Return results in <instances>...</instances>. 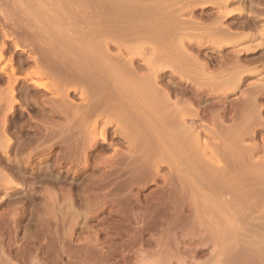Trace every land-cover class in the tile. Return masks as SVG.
Listing matches in <instances>:
<instances>
[{"label": "rangeland", "instance_id": "1", "mask_svg": "<svg viewBox=\"0 0 264 264\" xmlns=\"http://www.w3.org/2000/svg\"><path fill=\"white\" fill-rule=\"evenodd\" d=\"M182 4L175 8L182 22L208 24L225 10L214 4L185 10ZM228 4L246 10L225 17L223 24L254 36L216 48L210 38L199 45L203 37L192 28L159 34L132 30L140 21L158 20L160 7L124 0H0V264H253L252 251L246 250L253 240L264 253V0ZM183 33L192 34L184 36L185 47L201 63L197 70L185 65L184 71L167 63L160 83L173 100L199 108L198 117L190 112L185 122L196 124L202 144L194 150L190 142L182 148L168 139L160 142L158 136L166 138L170 130L159 127L142 129L136 147L117 122L105 124L103 107L93 111L91 102L98 98L84 94V82L74 80L81 61L74 54H130L144 73L165 58L157 56L159 50L173 54L178 44L172 41ZM157 41L165 43L163 49ZM235 54L255 72L246 73L233 91L222 93L224 87L196 72L203 62L209 71H219ZM43 65L47 74H36ZM257 86L263 91L256 93ZM250 112L263 123L255 119L245 126ZM238 122L246 128L240 129L243 140L230 130ZM154 148L157 154L146 156ZM230 165L235 179L227 186L216 177L219 168Z\"/></svg>", "mask_w": 264, "mask_h": 264}, {"label": "bare ground", "instance_id": "2", "mask_svg": "<svg viewBox=\"0 0 264 264\" xmlns=\"http://www.w3.org/2000/svg\"><path fill=\"white\" fill-rule=\"evenodd\" d=\"M29 1V0H28ZM60 1V0H59ZM125 2H129L131 4H133L135 7H141L142 8L145 6L148 9H152V8H158L160 7V11L161 13L158 11L156 12L157 15H159V19L158 20H151V21H140V22H144V23H137L135 24V29H132L133 31H138V32H144V34L146 32L148 33H153L154 32H163V33H167V32H173L175 31L177 28L186 30L187 28H191L192 29H196L199 32H196V34H199L198 36L203 37V38H199L200 40L198 41L199 45H204L205 42H210L209 40L213 41V45L216 48H221L223 46L232 44L234 45V43L238 42V40L240 39H246V38H253L254 34L251 32L248 33H244L242 35L239 34L238 31L233 30L230 26H227L225 24H223V19L227 16H232L233 14H237V13H244V11L246 9L244 8H238V9H228L227 6L229 5V1L230 0H124ZM120 2V1H119ZM183 3V4H182ZM70 4V3H69ZM122 4V3H121ZM183 5V9H192L193 7H207L210 5H218L220 7H225V10L222 12H220L218 15L214 16L213 19L211 20L212 22H207L208 24H204V22H200V20L198 21L197 19H191V21L189 22H182L180 21V19L178 20L177 18V14H176V7L178 5ZM121 6V5H120ZM61 8V7H60ZM146 8V9H147ZM174 8V10L172 9ZM227 8V9H226ZM141 9V8H139ZM159 9V8H158ZM163 9V10H162ZM165 9H167V11H164ZM168 9H170L168 11ZM154 10V9H153ZM157 10V9H156ZM149 11V10H148ZM188 11V10H187ZM151 13L153 12H149V14L151 15ZM92 14V13H91ZM130 14V13H129ZM143 14V13H142ZM141 14V15H142ZM153 14V17L154 15ZM179 14V13H178ZM140 15V16H141ZM69 16V15H68ZM86 16V14H85ZM143 16V15H142ZM152 16V15H151ZM180 16V15H179ZM67 18V17H66ZM130 18V17H129ZM152 18V17H151ZM68 19V18H67ZM146 19V18H145ZM143 20V19H142ZM147 20V19H146ZM82 21V20H81ZM84 21V20H83ZM88 22V21H87ZM146 22V23H145ZM86 23V22H85ZM206 23V22H205ZM95 25V24H94ZM132 27V26H130ZM184 27V28H183ZM69 28V27H68ZM99 28V27H98ZM61 29V28H60ZM65 29V28H64ZM68 30V29H67ZM126 30V29H125ZM86 31V30H85ZM93 31V30H92ZM178 31V30H177ZM185 31V32H190ZM194 31V30H193ZM54 32V31H53ZM81 32V31H80ZM124 32V31H123ZM134 32V33H136ZM263 35H264V28L262 29V31H260ZM66 33V32H65ZM99 33V32H98ZM104 33V32H103ZM147 33V34H148ZM259 33V32H258ZM91 34V32H90ZM89 34V35H90ZM107 34V33H106ZM137 34V33H136ZM151 34V35H153ZM157 34V35H158ZM177 34V33H176ZM134 35V34H133ZM192 38V34H184L183 36H180L178 38V35H175V39H177L176 41H172L173 43H175V45H177L175 47V45H173L175 47V50H173V54H167L165 51V56H163V52L165 49H163L162 46H164V42L163 44H161L160 42H158L159 44H161V48L163 49V51L161 52V50L158 51L157 54V50H155L157 56H161V57H165L163 59V61L159 60V63L156 64L155 66H151L149 65V69L148 71L141 73L138 66L135 65V61H134V56L133 55H124L123 53H118L116 55H112L111 53H109L108 50L103 51V55L100 56L99 58H97V56H92V57H86L87 55H89L88 51L90 52V50H82V53H76L74 55L79 56V58H81L80 60V64H78V71L75 73L74 75V80H76V82H84L83 84L86 86V88L82 89V92L84 94H92L94 97L98 98V100H94L95 104L93 105V111H96V109H98L99 107H103L102 111L105 115V117H107V122L105 124H110L112 122H117L122 128H124L123 133L125 132V134L128 137L132 136V140L131 138H129L132 141V144L134 146H138L141 143V139H140V134L142 132V129H145L147 131L148 130H153L155 128H159V127H163L162 130H170L168 133H166L169 138H167L168 136H166V138H164L162 135L158 136L157 140H159L160 142L165 141L167 142V139L169 140V143L171 142L172 144H175V146L177 147V145L181 148L184 146V141L186 143H191L192 144V148L195 150L197 148V144L200 143V132L198 131V127H196L195 123H191L188 124V122L186 123L185 120L186 117H191V114L193 117H198L199 115V108H196L195 106L192 105V103L187 102L185 104V100L183 99V103L182 100L180 98H176L177 100H173L170 90L167 88V86L162 85L160 82L162 80H164V77L166 75V65H168L167 63H176L175 68L177 66H179L180 68L178 69H182V71H184L183 67L185 65H192L194 67V69L197 68V66L199 65L198 63H201L200 59L189 53V51H187V48L185 47L187 42L186 39L184 38V36L187 39ZM240 35V36H239ZM54 36V35H53ZM95 36V35H94ZM98 36V35H97ZM124 36V35H123ZM122 36V37H123ZM257 36V35H256ZM259 36V35H258ZM147 37V36H146ZM153 37V36H152ZM79 38V37H78ZM103 38V36H102ZM134 38V37H133ZM148 39H150V37H147ZM174 38V37H173ZM172 38V39H173ZM206 38V40H205ZM207 38L209 40H207ZM88 40V39H87ZM103 40V39H102ZM104 41V40H103ZM102 41V42H103ZM134 41V40H132ZM142 41V39L140 40ZM137 42V41H136ZM177 42V43H176ZM191 42V41H189ZM58 43V42H57ZM146 43V42H145ZM157 43V44H158ZM170 43V42H169ZM186 43V44H185ZM235 43V44H236ZM69 44V43H68ZM137 44V43H136ZM141 44V43H140ZM158 44V45H159ZM172 44V43H171ZM207 44V43H206ZM106 45V44H104ZM131 45V43H130ZM262 44H258L257 46H251L248 48H244V51H252L254 49H256L258 46H261ZM69 46V45H68ZM133 46V45H132ZM172 46V45H171ZM263 46V45H262ZM130 47V46H129ZM159 46L154 47L158 48ZM202 47V46H201ZM57 48V47H56ZM62 48V47H61ZM74 48V47H73ZM89 48V47H88ZM177 48V49H176ZM68 49V48H67ZM63 50V48H62ZM168 51V50H167ZM171 51V50H170ZM96 52V51H94ZM94 52L92 53V55H94ZM54 53V52H53ZM70 53V52H69ZM188 53V54H187ZM240 53H243L240 52ZM239 53V54H240ZM142 54V52H141ZM155 54V53H154ZM239 54H235V56H232L230 58L225 59L222 64H220V70L216 72L213 71H209L208 69V63L203 62L202 63V70L199 69V71H196L198 75H200L201 77H206L205 81L208 78V80H213L216 83H213L215 86L216 84L221 85V87H224L222 90V93H227L229 91H233L236 89V87L238 88V86L240 85L241 82H243L246 78V73L247 74H252L251 72H255L254 71V67L252 69V67H247V65L245 64L244 68L241 64L240 61V56ZM244 54V53H243ZM56 55V54H55ZM136 55V53H135ZM167 55V56H166ZM189 55V56H188ZM54 56V55H53ZM66 56V55H65ZM86 57V58H84ZM147 57V56H146ZM191 59H190V58ZM0 58H2V56H0ZM49 58V57H48ZM77 58V57H76ZM83 58V59H82ZM189 58V59H188ZM225 58V57H224ZM64 59V58H63ZM154 59V58H153ZM156 59V58H155ZM202 59V58H201ZM49 60V59H48ZM149 60V59H148ZM190 60L191 62L189 63L188 61ZM73 61V60H72ZM79 61V60H78ZM161 61V62H160ZM252 61V60H251ZM60 62V61H59ZM250 62V61H249ZM38 63V62H37ZM146 63V62H145ZM173 63V64H174ZM186 63V64H184ZM147 64V63H146ZM150 64V63H149ZM172 64V65H173ZM251 64V63H250ZM39 65V64H38ZM41 65V64H40ZM45 65H43V67L39 66L38 70L35 71L36 74L38 75H46L47 74V68L44 67ZM61 66V65H60ZM80 66V67H79ZM211 66V65H210ZM68 67V66H67ZM172 67V66H171ZM219 67V66H218ZM172 69L174 72L176 69ZM187 68V67H186ZM5 69V68H4ZM3 69V70H4ZM77 69V68H76ZM188 69V68H187ZM186 69V71H187ZM190 71L192 70L191 67L189 68ZM217 69V68H216ZM197 70V69H196ZM212 70V69H211ZM15 71V69L13 68V72ZM144 71V70H143ZM209 71V72H208ZM257 71V70H256ZM10 73V72H9ZM74 73V72H73ZM178 73V72H177ZM193 73V72H192ZM60 74V73H59ZM183 74V73H182ZM182 74H180V76H182ZM197 74H193V76L197 75ZM249 74V75H250ZM188 77V76H187ZM186 77V79H187ZM48 78V77H47ZM69 78V77H68ZM200 78V77H199ZM54 79V78H53ZM55 80V79H54ZM58 80V79H57ZM69 80V79H68ZM201 80V78L199 79V81ZM10 81V80H9ZM12 81V80H11ZM53 81V80H52ZM65 81V80H64ZM203 81V80H202ZM204 81V82H205ZM75 82V81H74ZM204 82H201V85L204 84ZM51 83V82H50ZM57 83V82H56ZM60 83V82H58ZM57 83V84H58ZM210 83V82H209ZM56 84V85H57ZM79 84V83H78ZM205 84L207 85V83L205 82ZM259 85H263L262 83H257ZM77 85V84H76ZM212 83L209 84V86H211ZM46 87V85H43ZM205 86V85H204ZM217 86V88H218ZM261 86H257L255 87V92L256 91H263V88ZM50 87V86H49ZM64 87V86H63ZM203 87V86H202ZM69 88V87H68ZM83 88V87H82ZM172 88V87H171ZM204 88V87H203ZM62 89V88H61ZM59 90V89H58ZM220 90V87L219 89ZM253 90V93H254ZM218 92V91H217ZM221 92V90L219 91ZM252 92V91H251ZM64 93V92H63ZM258 93V92H256ZM175 96V95H174ZM178 97V96H176ZM102 98V99H101ZM185 101V102H184ZM250 104L254 107H256V99H254V97H252V99L249 100ZM180 103V105H178ZM193 106V108H192ZM250 106V105H249ZM191 108L193 109L191 111ZM196 108V109H195ZM246 108V107H245ZM261 108V107H260ZM248 109V108H247ZM100 110V109H99ZM246 110V109H244ZM256 110V109H255ZM254 112H257L255 111ZM258 110V109H257ZM101 111V112H102ZM253 111V109H252ZM91 112V111H90ZM191 112V114H190ZM246 112V111H245ZM249 112V111H248ZM93 113V112H92ZM102 113V114H103ZM83 114V113H82ZM190 114V115H189ZM244 114V113H243ZM249 113L246 114L245 118H243L245 121L247 120V122H245V126L247 125L246 123H248L249 121H254L255 119H257V121L260 122V119L258 120V115H256V113L250 114ZM81 115V114H80ZM90 115V114H88ZM189 115V116H187ZM256 115V116H255ZM234 116V115H233ZM253 117H255L253 119ZM257 117V118H256ZM169 118L170 121L168 120ZM237 118V117H236ZM90 119V118H89ZM98 119V118H97ZM169 122H168V121ZM106 121V120H105ZM214 121V120H212ZM255 122V121H254ZM252 122V123H254ZM97 123V121L95 122V124ZM240 124V122H238ZM238 123H235L232 127L234 128V130H232V128L230 129L232 132V134L234 135L235 139H239L241 140L243 138L242 134L240 133V129H242L244 127V123H241L243 126L238 125ZM261 123V122H260ZM263 123V122H262ZM261 123V124H262ZM215 124V123H213ZM255 124V123H254ZM259 124V123H258ZM264 124V123H263ZM262 124V126H264ZM249 126V123H248ZM247 126V128H248ZM216 127V126H215ZM242 127V128H241ZM104 128V127H103ZM219 128V127H218ZM221 128V127H220ZM245 128V127H244ZM167 129V130H166ZM226 129V128H225ZM246 129V128H245ZM200 130V129H199ZM208 130V129H207ZM212 130V129H211ZM103 131V130H102ZM105 131V130H104ZM201 131V130H200ZM216 131V130H215ZM227 131V130H226ZM229 134V137L233 136L231 134ZM144 132V130H143ZM163 132V131H162ZM221 133L223 131H220ZM242 132H245L244 130ZM250 132V131H248ZM146 133V132H145ZM218 133V132H216ZM96 134V133H95ZM94 134V135H95ZM164 133V135H166ZM214 134V132H213ZM130 135V136H129ZM216 134H214L215 136ZM244 135V134H243ZM101 136L103 137V139L106 140V135L105 132L101 133ZM142 136H144L142 134ZM226 136V135H224ZM219 137V136H218ZM221 138V136H220ZM226 138V137H225ZM93 140V139H92ZM144 140V139H143ZM188 140V141H187ZM231 140V139H230ZM243 140V139H242ZM149 141V140H148ZM235 141V140H231ZM174 142V143H173ZM230 142V143H231ZM234 143V142H232ZM231 143V144H232ZM236 143V142H235ZM235 143L233 144L234 146H238L235 145ZM149 144V143H148ZM202 144V143H200ZM204 146V145H202ZM232 146V147H234ZM258 146V145H257ZM139 147V146H138ZM178 147V148H179ZM255 147V146H254ZM135 148V147H134ZM144 148V147H143ZM204 148V147H203ZM221 148V147H220ZM219 148V149H220ZM231 148V147H230ZM237 148V147H235ZM235 148H233L235 150ZM152 149V148H151ZM155 149V148H154ZM255 150L257 148H254ZM149 150V149H148ZM157 149L153 150L154 153H150L151 150L148 151V153H146V156H152L157 154ZM193 151V150H192ZM214 151V150H213ZM221 151V150H220ZM226 151V150H225ZM190 152V151H189ZM254 152V151H253ZM135 153V152H134ZM145 153V152H144ZM219 153V152H218ZM242 153V152H241ZM148 154V155H147ZM218 156L217 153H215ZM221 154V153H220ZM227 154V153H226ZM243 154V153H242ZM161 155V153H160ZM214 155V153H213ZM213 155L211 157H213ZM245 156V154H243ZM255 155V154H254ZM222 156V154H221ZM220 156V157H221ZM149 157V159H150ZM214 157L216 158V156L214 155ZM197 158V157H196ZM204 158V157H203ZM157 160V159H156ZM161 160V159H160ZM204 160V159H203ZM212 160V159H209ZM228 161V160H227ZM252 161V159H251ZM205 162V161H204ZM225 162V161H224ZM256 162V161H254ZM259 162V161H258ZM262 162V161H261ZM156 163V162H155ZM154 163V164H155ZM183 163V162H182ZM197 163V162H196ZM230 163V162H229ZM211 164V163H210ZM215 164H217L215 162ZM197 165V164H196ZM200 165V164H198ZM218 165V164H217ZM217 165H215L216 167H218ZM229 165V164H228ZM236 165V164H235ZM247 165V164H246ZM142 166V165H141ZM140 166V167H141ZM157 166V165H155ZM211 166V165H209ZM181 168V167H180ZM123 169V168H122ZM180 171V170H179ZM238 171V170H237ZM155 172V171H154ZM231 165L229 166H225L224 168H219L217 171V180L222 184L227 182L229 185V182L232 179V175H231ZM238 173V172H237ZM248 173V172H247ZM259 173V172H258ZM152 174V173H151ZM234 174V173H233ZM250 174V173H249ZM124 175V174H123ZM153 175V174H152ZM192 175V174H191ZM204 176V175H203ZM244 176V175H243ZM205 177V176H204ZM241 178V177H239ZM235 179V178H233ZM232 179V181H233ZM190 181V180H189ZM194 181V180H193ZM192 182V181H191ZM218 183V182H217ZM227 183H225L227 185ZM235 183V182H234ZM237 183V182H236ZM255 183V182H254ZM227 185V186H228ZM249 185V184H248ZM211 186V185H210ZM181 188L184 191L185 188V183L182 181V185ZM225 187V186H224ZM234 188V187H233ZM186 189V188H185ZM231 189V188H230ZM209 191V190H208ZM220 192V191H219ZM217 195V194H215ZM220 195V194H219ZM238 195V194H237ZM233 196V195H232ZM218 197V195H217ZM230 197V196H229ZM221 198V197H220ZM195 201V200H194ZM231 201L230 200H226V204L231 205ZM209 204V203H207ZM200 205V204H199ZM219 205V204H218ZM260 205V204H259ZM197 206V205H196ZM217 207V206H216ZM207 208V207H206ZM195 209V208H194ZM198 209V208H197ZM219 209V208H218ZM238 209V208H237ZM259 209V208H258ZM76 210V209H75ZM200 212V211H199ZM224 212V211H223ZM243 213V212H242ZM201 215V214H200ZM199 216V215H198ZM231 219V218H229ZM203 220V219H202ZM242 220V219H241ZM195 221V220H194ZM203 223V222H202ZM210 224V223H209ZM243 224V223H242ZM205 225V223H204ZM234 226V225H233ZM206 227V226H205ZM203 228V227H201ZM241 230V228H239ZM255 231V230H254ZM253 231V232H254ZM238 233V232H237ZM260 234V233H259ZM262 236V235H261ZM259 238V237H258ZM263 238V237H262ZM245 239V238H244ZM261 241V240H260ZM263 241V240H262ZM250 242V241H249ZM260 242L257 240H253L251 241V245H249V247H246L248 249L246 250H251L252 252L250 253V255L253 254L254 258L251 256V263L253 264H264V253H261L260 251H262L263 249H259L260 245H258ZM240 248V247H239ZM264 248V247H263ZM249 250V252H250ZM62 252V251H61ZM247 252V251H246ZM179 253V252H178ZM171 254V253H170ZM174 255V254H173ZM236 255V254H235ZM156 256V254H155ZM160 256V254H159ZM155 258V257H154ZM161 258V257H160ZM165 259V258H164ZM179 259V258H178ZM254 260V261H253ZM147 261V260H146ZM164 262V261H163ZM226 262V261H225ZM150 263V262H149ZM225 264V263H224Z\"/></svg>", "mask_w": 264, "mask_h": 264}]
</instances>
